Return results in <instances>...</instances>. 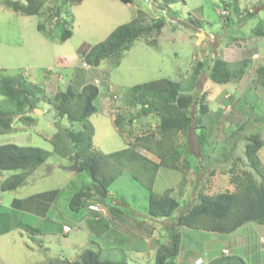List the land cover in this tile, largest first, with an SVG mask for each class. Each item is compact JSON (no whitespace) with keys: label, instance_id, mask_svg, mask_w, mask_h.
I'll return each mask as SVG.
<instances>
[{"label":"rangeland","instance_id":"1","mask_svg":"<svg viewBox=\"0 0 264 264\" xmlns=\"http://www.w3.org/2000/svg\"><path fill=\"white\" fill-rule=\"evenodd\" d=\"M4 1L6 0H0V77L23 75L26 81L38 87H41L43 83V76L55 77L53 81L44 84V94L50 101L36 104V109L45 110L53 118L56 117V111L52 106L53 97L57 91H64L67 83L76 81L74 77L69 80L71 76H82L89 81L95 78L99 82L100 90L95 101L97 112L91 115L88 121L94 130L92 144L97 152L109 155L125 149L134 142L133 140L137 136L155 135L158 122L151 115L133 121L130 126H126L128 130L124 132H119L114 128L112 117L125 114L127 110L130 111L131 116L136 113L137 108L126 105V98L135 85L154 80L170 79L179 83L182 89H188L191 93L196 92L194 94H198L196 95L197 99L202 94L205 96L204 103L210 111L202 117L201 124L206 129L209 140L202 149L208 150L207 154L215 155L225 146L228 150L232 145L235 146L236 151L233 158L227 156L225 162L219 164V170L228 171L230 167H233L237 174L241 173L242 170H247L244 165L243 139L255 131H260L263 146L257 157L264 171V89L259 86L256 90L249 89L252 87L251 74L249 75L247 70L241 74L242 68H238L241 63L235 61L238 52H241L240 55L244 57L246 54L245 46H242L237 40H230V37L237 35L238 30L245 37L257 29L264 30V8L258 11L259 7L264 6V0H181L168 5L167 10L157 0H148L149 2L132 0L128 8L123 7L122 9L120 7L122 12L119 17L113 16L112 10L102 6L99 0H83L80 4L69 1L64 6V10L72 16V36L64 43L58 41L60 33L58 28H55V19L50 18L48 12H44L41 17L25 16L6 8ZM12 1L23 2V0ZM225 1H235L239 9V15L233 13L229 15L233 17L230 18V21H233L229 22L228 26L223 24L224 19L219 16ZM52 5L53 2L48 0L44 9ZM137 9L144 11L142 23H149L156 18L165 19V25L160 32L161 35H156L155 32L142 35L128 51L122 54L119 64L116 66H113L109 61H102L98 67L90 65L88 68L83 67L84 60L79 55L84 47L103 42L116 27L130 21ZM247 11L254 15L240 22ZM67 16L62 14L60 18L64 19ZM194 18L202 21V31L191 23ZM68 21L66 20L67 23ZM40 22H43L46 28L45 32L48 35V31L52 33V40L37 29ZM202 32L209 35V39ZM219 37L221 40L218 43ZM253 39L256 38L247 37L242 43L252 45ZM229 41L232 42L230 45H228ZM153 43L155 44L153 45ZM224 44L230 47L228 51L231 54H220V49L223 48ZM201 48H204L207 54L205 51L201 52ZM233 50H236V52L234 51L236 54L233 53ZM259 53L264 54L262 51ZM252 54L249 51V55ZM210 55L219 57L222 55L228 61L229 67L236 74V78L231 83L217 85L212 83L205 73H202L193 84L190 77L193 73V66L197 63L207 65L210 62L208 60H211ZM261 59H256V63ZM260 62L264 64V61L261 60ZM255 66L257 64L253 65L252 68ZM248 70L251 73L250 67ZM66 72H70V74H66ZM59 75L62 76V79H58ZM97 81H94L93 84L97 85ZM192 84L193 86H190ZM72 85L77 88L80 84L74 82ZM108 87H112L113 92L108 94L107 100L101 104L102 89H108ZM231 95H234V98ZM105 102L110 104L111 112L109 107L104 108ZM252 109L258 117V121L253 120L255 116L251 112ZM8 110L14 112V106L0 95V111ZM220 110L221 113H219ZM27 112L14 116L12 132L0 135V145L15 144L35 147L46 151L48 157L42 165L29 175L22 187L15 191H0V264H48V257L61 259L59 254L62 255L63 253V256L68 257L66 252L71 254L74 251L72 244L75 242L72 243V241L77 239L76 242L80 247L85 245V235L82 232L86 228L80 222V224L67 222L71 228L68 237H61L60 235L52 237L48 235L52 232L51 226L57 227L61 222H50L53 220L51 213L46 214L45 218L36 214L35 211H21V209L19 213L11 208L15 198L23 200L27 197L39 196L42 193L46 196H54L52 200L57 199L54 194L62 195L64 193L69 197L76 193L83 184L87 185L89 182L85 173L64 172L62 170L63 167L72 166L73 162L68 155L64 154L56 129L52 124L44 121L41 116L36 115L34 111ZM24 117L29 118L28 121L22 120ZM236 119L247 120L249 124L244 129L238 130L237 125L239 124ZM62 125L68 126V123L63 120ZM78 128L80 127L77 126L76 129ZM236 129L238 131L235 137H228ZM225 137L228 142L222 143L221 141ZM175 140L179 149H183L185 137L179 134ZM131 148L140 151L138 146L133 145ZM182 158L178 159V168L175 172L170 171L169 174L166 173V170L160 169L156 174V182L152 186L154 194H161L162 187H169L170 183L171 186H176V188L172 187L174 188L172 197L179 202L180 210L166 218L165 220L168 222H173L176 216L188 209L194 200L196 201L195 196L193 200L188 198L193 196L195 192L213 195L233 191L228 174L216 172L215 175L211 176L205 161L199 163L201 165L198 162H190L188 169H184L180 162ZM192 171L193 173H191ZM136 172L130 165L126 164L125 170L108 189L112 194L104 199H98L94 196L99 203L97 204L95 201L94 206L111 207L128 217H131L130 214L133 213L143 215L148 200L147 191L144 188L147 179L141 177L140 172ZM72 173L76 174V179H73ZM183 176L187 177L188 183L181 185ZM170 177L171 181L169 180ZM181 187L185 188L183 197L177 194ZM90 201L91 199H88L87 203ZM63 203L66 204L64 201ZM66 208L70 210L69 207ZM28 215H33L34 218H29ZM13 217H21L25 220V224L28 223L30 230H25L24 227L17 228L20 223L11 221ZM155 226V234H159L162 238L166 237L167 231L158 229L157 224ZM210 234L211 232L208 235L207 231L181 229L180 251L194 253V258L202 256V248L212 247L208 241ZM259 235L264 237V225L247 223L230 235L219 236L221 238L219 247L229 245L230 247L227 248L229 252L233 253L237 250L239 251L238 254L241 255L245 253V249L237 248V246L246 247L247 244H254ZM117 239L121 240L120 244L127 247L131 243L136 244L140 238L132 232L123 236L120 234ZM263 242L261 243L263 244ZM88 247L95 249V246H91V244L86 246V248ZM224 252L226 251H223V254H225ZM118 257L119 260L126 262L120 253ZM202 257L206 263V255ZM258 257V260L260 257L261 259L257 264H264V252L258 253ZM198 261L199 259L195 261L196 264ZM195 262L187 264H195ZM127 263H129L128 260Z\"/></svg>","mask_w":264,"mask_h":264},{"label":"trees","instance_id":"2","mask_svg":"<svg viewBox=\"0 0 264 264\" xmlns=\"http://www.w3.org/2000/svg\"><path fill=\"white\" fill-rule=\"evenodd\" d=\"M47 1L23 0L21 2L6 0L4 1V5L6 8L25 16L41 17L44 12H48L49 17L55 19V28H58L60 33L58 41L64 43L72 35V16L67 13L68 11L65 12L64 6L69 1L79 3L81 0H49L53 2V5L44 9ZM121 1L128 3L127 0ZM157 1L164 5L165 10H167L168 5L181 0ZM222 5L221 9L226 11L227 15L219 14V16L224 19L223 24L228 26L229 22L233 21H230V18L232 19L233 17L229 15H232V13L239 15V9L235 1H225ZM62 14L68 16L61 19ZM253 15L252 12L247 11L240 19V22L241 20H247ZM66 20H69L68 23ZM191 21L196 27H202L201 20L194 18ZM164 25V18H156L149 23H142L139 12L137 17L129 23L116 27L103 42L92 46L83 60L87 65L92 67H98L102 61H109L113 66H116L119 64L122 54L128 51L137 39L144 34L153 32L159 35ZM37 29L48 36L50 40L53 39L50 31H48L49 35L45 32L46 28L43 22L37 25ZM255 33L256 36L260 34L258 31ZM259 62L254 63L257 66L254 72L251 73L252 87L249 89L256 90L257 86L264 89V64H259ZM240 63L238 68H242L240 70L241 74H243L251 63L250 60L246 59ZM192 70L193 73L190 77L193 84H195L202 73H205L208 79L217 85L229 84L236 78L235 72L219 56H214L207 65L205 63H197L193 66ZM193 84L190 86H193ZM194 93L196 92L191 93L188 89H182L179 83L170 79L154 80L135 85L126 98V105L137 108L136 113L132 116L130 113L116 115L113 123L119 129V132H122L125 124L130 126L135 119L138 120L141 117L151 115L158 122L156 133L155 135L145 134L137 136L129 147L109 155H103L92 150L91 140L94 133L88 118L97 112V107L95 106V101L99 95L97 86L91 83L82 85L80 88L69 85L64 91L56 92L53 97L52 106L56 111L54 120L59 121L61 124L63 120L68 123V126H62L79 160L76 173H85L90 181L89 185H84L82 189L70 197L68 207L72 212L77 213L83 209L87 205V200L95 196L92 188L93 184L101 185L107 193L110 186L125 170L126 164L130 165L135 171L140 172L141 177H146L147 183H144V188L148 196L147 214L150 219L155 220H165L175 211L180 210L179 202L171 196L168 190L162 194H154L152 192L154 177L159 168L164 167L176 170L178 168V159L183 157L181 163L184 169H188V163L190 162H198L199 164L205 161L206 168H209L211 176L215 175L214 173L216 172L228 174L233 191L213 195L197 193L195 196L196 201L194 200L188 209L176 216L174 221L170 222V226L166 227L169 241L167 244H162L158 247L154 264H176V258L180 249L181 229L202 230L221 235H230L247 223L264 225V171L257 157L259 150L263 146L260 131H255L246 137L244 135L243 154L245 157L244 165L247 170H242L239 174L235 172L233 167H230L228 171L219 170V164L224 163L227 156L233 158L236 149L234 145L229 150L225 146L215 155L207 154L208 150L202 149L204 145L208 144L207 131L201 124L202 117L208 113V107L204 103L205 96L202 94L197 99L196 95L198 94ZM0 95L14 106L15 109L14 112L10 110L0 111V135L12 132L14 116L22 115L27 111L32 112L33 109H36V104L39 102L50 101L41 87L26 81L23 75L0 77ZM231 97L234 98V95H231ZM192 104L195 107L194 131L200 152L198 158L189 153L186 140L183 149H179L175 140L179 134L186 139L187 129L192 123L190 114ZM251 112L253 113V109ZM219 113H221V110ZM254 116L253 120L258 121V117L255 114ZM27 119L29 118L24 117L22 120L28 121ZM236 120L239 124L237 125L238 130L244 129L249 124L247 120ZM77 126L80 128L76 129ZM238 130L236 129L228 137L234 138ZM197 131H199V134H197ZM58 139L62 145L64 154L67 155L59 135ZM226 140L227 138L225 137L222 143H227L228 141ZM133 145L156 156L158 163L152 166L151 171L145 170V172L141 170L140 163L144 162L145 159L135 149L131 148ZM235 145L237 146V144ZM212 151L214 152V150ZM68 156L73 162L72 156ZM47 157V152L39 148L15 144L0 145V173L9 174L0 183V191H15L22 187L29 175L42 165ZM231 163L235 165V163ZM187 183V177L183 176L181 185ZM46 214L47 212L44 210L43 216L45 218ZM94 219L98 221L100 215L96 213ZM25 230L30 229L25 228ZM237 248H242V246H237ZM238 252L236 250L233 253L230 252L228 255L222 254L220 257L204 263L257 264L258 258L255 254H251L250 256L249 251H245V253L240 255ZM253 261L256 262L254 263ZM49 264L55 263L52 261ZM70 264L114 263L101 261L98 253L92 250H85L79 260Z\"/></svg>","mask_w":264,"mask_h":264},{"label":"crops","instance_id":"3","mask_svg":"<svg viewBox=\"0 0 264 264\" xmlns=\"http://www.w3.org/2000/svg\"><path fill=\"white\" fill-rule=\"evenodd\" d=\"M82 1L83 0H81L78 4L82 3ZM99 1L101 2L102 6L107 7L106 9L110 8L112 10V15L115 17L121 16V12H122L121 10L123 9V7H125V9L128 8L130 3L132 2V0H127L128 3H124L121 0H99ZM120 7H122V9H120ZM263 8H264V6L259 7L258 11H260ZM139 12H140V17L142 19L143 15H144V11L141 9H137L135 11V13L133 14L132 19H130V21H132L134 18H136ZM130 21H128V22H130ZM128 22H126V23H128ZM126 23H123V24H126ZM123 24H121V25H123ZM198 30L202 31L201 28H198ZM161 31H162V29H161ZM257 31L260 32V34L258 36H256V33H255ZM202 33H203V35H205L209 39V35H206L204 32H202ZM251 34L249 36L245 37V35H242V32L240 30H238L237 35L230 37V40L231 39L233 41L237 40L242 46H245L244 50H245L246 54H244V57H242L240 55L241 52H238L239 54H238V57L236 58L235 61L243 62V60L246 59V60H250V63L253 65H254V63H256V61H255L256 59L262 58L261 60L264 61L263 60L264 54L261 55L259 53V51H262L264 53V30L263 29H257L256 31H252ZM251 36H253V38H256V39L252 40L253 41L252 45H249V44L245 45L244 43H242V41L244 39H246L247 37L250 38ZM220 40H221V38L219 37L218 43ZM230 43H232V42L229 41L228 45H230ZM154 44L155 43H153V45ZM225 44L223 45V48L220 49V52H221L220 54H222V55L223 54L224 55L231 54V52L228 51L230 49V47L229 46L227 47L226 46L227 44L226 45ZM91 47L92 46H85L84 47V49L80 52V55H79L81 59L84 58V56L87 54V52L89 51V49ZM234 47H236V46H234ZM200 51L206 52V50L204 48H201ZM234 51L236 52V50H233V53L236 54ZM249 51H251L253 54L249 55ZM206 54H207V52H206ZM222 55H220L221 58L224 59L226 62H228ZM200 56H202L201 53H200ZM214 56H217V55H210L209 57L212 60L214 58ZM211 60H208V62ZM259 64H261V62H259ZM253 65H250V66L248 65L251 69V73H253L254 69L256 68V66L254 68H252ZM248 66H247L246 70H247V73L250 75L251 73H249V70H248L249 67ZM66 74H70V72L69 73L66 72ZM72 77H74L76 79V81H74L75 83L80 84L79 86L77 85L78 88L82 87V85H85L87 83L93 84L94 81H97L95 78H93L90 81H89V79L85 80L84 77L77 76V75L71 76L69 80H71ZM54 78L55 77L50 76V75L43 76V83L41 85V88L43 89L44 92H45V85L44 84L47 83L48 81H53ZM58 79H62V76L59 75ZM74 82H69V83L66 82V83H67V86H69V85H72V83L74 84ZM98 84H99V82L96 85L98 88V94H99L100 90H99ZM104 89H102L103 90L102 91L103 97H102L101 104H102V102H104V100H107V95L108 94L110 95L113 92L112 87H108V89H105V90ZM106 107H109L110 112H111L110 104L107 102H105L104 108H106ZM209 111H210V109L208 108V112ZM42 112L44 114H48V113H46L45 110ZM129 112L130 111H128V110L125 111V113H128V114H129ZM114 118L115 117L113 116L112 119L114 120ZM135 120H137V119H135ZM126 126L127 125L125 124L123 127L124 129H122V132L128 130V129H126ZM114 128L119 131V129L115 125H114ZM93 133H94V130H93ZM208 140H209V138H208ZM221 142H223V141H221ZM91 144H92V140H91ZM129 146L130 145H128L127 147H129ZM92 150L93 151L95 150L97 152L96 148L93 147V144H92ZM136 152L139 155L143 156L145 159L144 162L140 163L141 170L151 171L153 168L152 166L154 164L158 163V159L153 154H150L149 152H147L143 149H140V151H136ZM98 153H100V152H98ZM182 159L180 160V162L182 161ZM181 165H182V163H181ZM160 169L166 170L167 171L166 173H169L170 171H172V172L176 171V170L161 167L158 169L157 173L160 171ZM64 172H66V171H64ZM191 173H193V171ZM72 174H73L72 176H74L73 179H76V174L75 173H72ZM8 176H9V174H7V173H0V179H1L0 183L3 182ZM169 180L171 181V177L169 178ZM155 182H156V175L154 177L153 183H155ZM71 183H72V181H71ZM89 184H90V181L87 183V185H89ZM84 185H86V184H83L78 190L82 189ZM172 187L176 188V186H171V183L169 184V187H166V186L162 187L163 188L162 193L164 191L168 190L172 196V194L174 193L173 192L174 188H172ZM153 189L154 188H152V190ZM184 190H185V188H181L179 190V192H177V194H179L183 197L184 196ZM110 194H112V193L109 192V190H108V192L106 193V197H108ZM196 194L197 193L195 192L194 195L192 194L193 196H189L188 198L193 200V198H194V196H196ZM204 194H206V193H204ZM45 196L46 195L42 193L39 196H31V197H27L23 200L15 198L11 204V208L13 211H16L19 213L23 210L35 211L36 214H40L42 216H43L44 210H46L47 214L51 213L53 220L50 222H56V221L61 222V224L58 225L57 227L51 226L52 232L49 233L48 235H50L52 237H55L58 235H60L61 237H64V236L69 235L71 232V228L69 227V225L67 223L69 221L72 224H75V223L80 224L81 223V225L84 226V228H86V230H84V232H82V234L85 235L84 236L85 241L88 240L87 242L84 241L85 245H83L82 247H80L77 244V242H76L77 239L75 241H72V243L75 242L74 244H72L74 251L71 254L69 252H66L68 254V257L63 256L64 253L62 255L59 254L61 259H50V257H48L49 258L48 264L52 261L54 263L56 261H68L70 263V262L79 260L80 256L83 254V252L85 250L95 251L96 253H98L100 260L104 261V262L108 261V262H111L114 264H153L154 260H155V254H156L158 247H160L162 244H167L169 241L168 235H166V237L164 236L162 238L159 234H155V229H156L155 224H157L158 229L167 231L166 227L170 226V222H168L166 220L150 219V217L147 214V208L144 209V211H143L144 213L141 216H140V214L133 213V214H130L131 217H128L126 214H123L114 208L101 207L99 205L100 206L99 207L100 212L98 213V215H100V219L97 221L94 219V216L96 215V213L89 209V205L90 206H91V204L94 205L97 202V198L94 196L91 198V201L89 203H87L85 208L81 209L77 213L72 212L70 210H67V208H66V207H68L67 205H68L69 199L72 195L69 197H68V195H65L64 193H62V195L61 194L55 195V196H57V199H55V200H52L54 198V196H52V195H47L46 197ZM63 201L66 204H64ZM97 204H99V203L97 202ZM121 205H122V203H121ZM32 207H33V209H32ZM137 216L139 217L138 219H137ZM27 217L34 218L33 215L32 216L28 215ZM11 221H13L15 223H20V226L18 225L17 228L24 227V228L30 229V226L27 225L28 223L25 224V220H23L21 217H19V218L13 217V218H11ZM63 226L69 227L70 231L68 233H63V231H62ZM196 231H202V230H196ZM132 232H134L140 238L139 241L136 244L131 243L127 247H125V245L120 244L121 240L117 239L120 236V234L123 236L124 234L128 235L129 233H132ZM204 232H206V231H204ZM208 235H209V232H208ZM210 235L211 236L208 237V241L210 242L212 247L208 246V247L202 248V250H203L202 256L206 255L207 262L214 259V258L220 257L223 254V251L227 252V253L224 252L225 254H223V255H228L230 253L229 250L227 249L230 247L229 245H224L222 247H219L220 240H221V238H219V236L221 237L223 235H219V234H215V233H211ZM161 240H163V241L161 242ZM263 241H264V237L259 235V236H257V240L254 241V244L250 243V244H247L246 247L242 246V248H244L246 252L249 251L250 256H251V254H255L257 256V258H259L258 253L264 252V246H263L264 242ZM261 242H263V244ZM89 244H91V246H95L94 247L95 249H91L89 247L86 248V246H88ZM100 245H102V246H100ZM119 253L125 259L126 262L119 260V257H118ZM102 256H104V257H102ZM202 256H197L194 258V253H191V252L183 253V251H180V249H179V253H178L177 258H176V264H187V263H191V262L194 263L198 258L203 259ZM127 260L129 263H127ZM259 260H257V262Z\"/></svg>","mask_w":264,"mask_h":264},{"label":"water","instance_id":"4","mask_svg":"<svg viewBox=\"0 0 264 264\" xmlns=\"http://www.w3.org/2000/svg\"><path fill=\"white\" fill-rule=\"evenodd\" d=\"M194 110H195V107H194V104H192V109L190 111L192 123L187 129L186 141H187L189 153L192 156L198 158L200 155V152H199V149L197 146L196 134L194 131V127H195V117H194L195 111ZM33 111L36 115L41 116L44 121L53 125V127L56 129V131H57V133H58V135H59V137L63 143V146L65 148L67 155L72 156V159H73L72 166L63 167L62 170L66 171V172H76V170L78 168L79 160L75 154V149H74L71 141L67 137L66 131H65L64 127L62 126V124L59 121H55L50 114H44L42 111H40L38 109H33ZM92 188L94 190V194L96 196H98L99 198L104 199L106 197V192L101 185L93 184ZM55 264H70V263L65 262V261H56Z\"/></svg>","mask_w":264,"mask_h":264},{"label":"built area","instance_id":"5","mask_svg":"<svg viewBox=\"0 0 264 264\" xmlns=\"http://www.w3.org/2000/svg\"><path fill=\"white\" fill-rule=\"evenodd\" d=\"M144 1H145V2H149L148 0H144ZM220 14H222V15H227V12L224 11V10H221ZM83 67L88 68V66H87L84 62H83ZM113 98H115V96H113ZM90 208H91L93 211H99V210H100L99 207H97V206H92V207H90ZM64 230L67 231L68 228H67V227H64ZM225 253H226V252H225ZM200 263H201V260H199L197 264H200Z\"/></svg>","mask_w":264,"mask_h":264},{"label":"clouds","instance_id":"6","mask_svg":"<svg viewBox=\"0 0 264 264\" xmlns=\"http://www.w3.org/2000/svg\"><path fill=\"white\" fill-rule=\"evenodd\" d=\"M83 60V59H82ZM85 63V62H84ZM86 64V63H85ZM87 65V64H86ZM88 67H89V65H87ZM95 85V84H94ZM114 95V94H113ZM96 196V195H95ZM96 197H98V196H96ZM99 198V197H98ZM92 206H94V205H91V206H89V209L90 210H92L90 207H92ZM100 209V208H99ZM93 211V210H92ZM93 212H96V213H99L100 212V210L99 211H93ZM64 227H67V226H63V228H62V231H63V233H68L69 231H70V228L69 227H67L68 228V230L67 231H65L64 230ZM199 260H201V263H203V262H205L204 261V259H202V258H198ZM197 259V260H198ZM195 264H196V262H195Z\"/></svg>","mask_w":264,"mask_h":264}]
</instances>
